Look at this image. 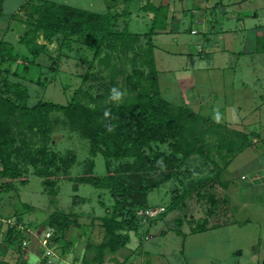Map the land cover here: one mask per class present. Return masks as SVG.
Returning <instances> with one entry per match:
<instances>
[{
  "label": "trees",
  "instance_id": "trees-1",
  "mask_svg": "<svg viewBox=\"0 0 264 264\" xmlns=\"http://www.w3.org/2000/svg\"><path fill=\"white\" fill-rule=\"evenodd\" d=\"M4 2L0 0V19L5 15ZM141 8L154 14L150 31L144 34L130 32L127 23L123 26L120 21L128 12H113L111 3L102 13L55 0H26L7 18L8 27H0V192L18 193L19 185L29 182L30 170L42 179L52 205L58 203L61 180L74 184L75 204L88 200L77 195L81 185L109 191L114 202L98 218L104 238L98 244L85 241L81 264H105L108 255L128 247L132 233L148 237L156 223L171 212L187 209L191 201L201 206L204 217H184L189 233L183 232L184 220H177L178 229L173 230L177 236L186 239L189 234L237 224L233 214L229 215L231 198L222 192L230 185L224 177L240 154L256 147L255 140L263 139L258 131L238 130L162 96L154 37L168 32L169 5L149 1ZM14 20L25 26L19 43L27 47L26 56L5 40ZM259 31L264 32L263 25ZM55 44L57 55L49 59L54 73H59L70 53L85 54L81 56L87 65L86 73L80 76L83 85L67 104L41 99L48 81L41 79L37 60L50 55V46ZM257 48L264 50L259 35ZM33 98L37 101L32 104ZM59 127L88 143L89 157L77 176L72 174L77 153L54 149ZM99 155L105 159L104 176L95 173ZM168 183H173L168 206L153 207L149 193ZM23 207L33 210L29 204L23 203ZM157 208L163 211L147 214ZM15 215L16 220L6 230L5 218H0V264H13L3 260L12 249L20 256L31 249L24 243L33 242L28 230L34 223L25 224L22 213ZM40 227L49 229L41 240L46 244H37L44 264L55 251L59 259L66 260L75 244L68 238L69 232L85 228L78 214L62 211L51 214L37 225Z\"/></svg>",
  "mask_w": 264,
  "mask_h": 264
},
{
  "label": "rangeland",
  "instance_id": "rangeland-1",
  "mask_svg": "<svg viewBox=\"0 0 264 264\" xmlns=\"http://www.w3.org/2000/svg\"><path fill=\"white\" fill-rule=\"evenodd\" d=\"M25 1L5 0V15L0 19L1 28L8 27L7 18L18 12ZM55 1L102 13L108 10L111 3L113 12H128L122 16L120 23L123 26L127 23L130 32L140 34L150 31L154 17L152 12H146L141 7L149 1L155 5L168 4V32L154 37L162 96L176 105L189 106L216 121L230 123L238 130L258 131L263 138L255 140L256 147L240 154L224 177L230 185L222 192L231 198L229 215L233 214L237 224L189 234L186 239L177 236L173 233L174 229H178L177 220H184L186 215L188 219L195 220L204 217L201 206L191 201L187 209L171 212L164 220L156 223L148 237L142 239L132 233L128 247L118 254L108 255L105 264H118L126 257V264L261 263L264 260V50H258L257 36L264 41V32L256 31L261 25L264 26V0H119V3L108 0ZM10 25L5 40L15 46L17 53L26 56L27 47L19 43L25 26L16 20ZM50 48L51 56L44 55L37 60L40 69L37 71L42 74L41 79L48 81L41 99L67 104L75 90L83 85L80 76L86 73L87 65L82 62L81 56L85 54L70 53V58L63 61L59 73H54L49 67V59L57 55L54 50L56 44ZM97 70L98 67L95 72ZM88 85H84V88ZM32 88L37 90V86L32 85ZM36 101L33 98L31 103ZM54 138L55 150L72 149L77 153L78 162L72 174H81L83 162L89 157L88 143L60 127ZM30 172L29 182L19 185L18 193L0 192V218H5V230L10 222L16 220L15 213L23 214L25 224L34 223V228L28 230L34 237L33 242L24 243V247L28 244L31 249L26 256H20V252L12 249L3 260L13 264L18 261L44 264L37 244L40 242L43 246L41 240L49 229L37 228V225L45 223L54 212L62 211L78 214L85 228H74L69 232L68 238H73L75 244L66 260L59 259L57 256L60 255L55 251L48 264H81L86 251L85 241L90 239L98 244L104 238L98 218L105 215L107 206L114 202L113 198L107 190L81 185L77 195L88 200L85 203L78 200L75 204L74 184L61 180L60 194L56 197L58 203L52 205L50 196L44 191L42 179L34 175L32 170ZM95 173L97 176L106 174L105 159L101 155L96 158ZM172 186L173 183H168L151 191L150 204L155 208L167 207L171 200ZM23 203L33 206V210H24ZM161 211L163 209L157 208L155 212ZM93 220L95 225L91 226ZM182 229L185 233L190 232V226L185 220ZM237 250H241L242 254L238 255Z\"/></svg>",
  "mask_w": 264,
  "mask_h": 264
},
{
  "label": "built area",
  "instance_id": "built-area-1",
  "mask_svg": "<svg viewBox=\"0 0 264 264\" xmlns=\"http://www.w3.org/2000/svg\"><path fill=\"white\" fill-rule=\"evenodd\" d=\"M156 210H152V211H148L147 212V214L148 215H150V216H154V215H156L157 213H159V212H155ZM43 245H45L46 244V241L45 240H43ZM50 252H48V254H49Z\"/></svg>",
  "mask_w": 264,
  "mask_h": 264
},
{
  "label": "crops",
  "instance_id": "crops-1",
  "mask_svg": "<svg viewBox=\"0 0 264 264\" xmlns=\"http://www.w3.org/2000/svg\"><path fill=\"white\" fill-rule=\"evenodd\" d=\"M237 252H238V253H237L238 255L242 254L241 250H237ZM255 264H260V262H259V263L257 262V263H255Z\"/></svg>",
  "mask_w": 264,
  "mask_h": 264
},
{
  "label": "clouds",
  "instance_id": "clouds-1",
  "mask_svg": "<svg viewBox=\"0 0 264 264\" xmlns=\"http://www.w3.org/2000/svg\"><path fill=\"white\" fill-rule=\"evenodd\" d=\"M114 92H115V90H113ZM116 94V96H119V93L117 92V93H115ZM43 242V241H42Z\"/></svg>",
  "mask_w": 264,
  "mask_h": 264
}]
</instances>
